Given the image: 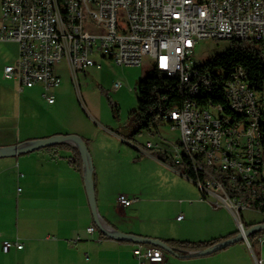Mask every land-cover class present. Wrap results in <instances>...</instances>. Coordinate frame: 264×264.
I'll use <instances>...</instances> for the list:
<instances>
[{"label": "built area", "instance_id": "2783aa9c", "mask_svg": "<svg viewBox=\"0 0 264 264\" xmlns=\"http://www.w3.org/2000/svg\"><path fill=\"white\" fill-rule=\"evenodd\" d=\"M231 40L259 44L264 51V0H0V43L18 48L15 64L4 68V75L16 80L20 90L41 86L49 104L54 97L48 93L62 83L56 73L62 61L73 76L89 68L100 70L103 59L119 67H140L146 61L151 69L177 78L185 98L163 123L179 131V138L168 146L146 147L166 151L175 165L187 161L200 201L212 209L227 208L244 233L241 213L249 211V202L239 201L237 195H218L219 169H228L235 185L264 186V152L258 151V139H264V130H258V122L264 121V99H257L264 85L260 91L253 89L240 67L228 74L205 69L204 62L195 59L200 42ZM120 87L118 82L113 86ZM218 91L228 112L211 101ZM194 92H203V102L189 104ZM202 103H210V111H202ZM197 162L218 167L217 183H207ZM137 200L117 197L123 210ZM261 208L258 212L264 216ZM87 231L93 233L94 225ZM259 243L264 245V237ZM22 247L4 241L2 251ZM133 255L149 264L172 256L151 245H136ZM254 264L262 260L255 258Z\"/></svg>", "mask_w": 264, "mask_h": 264}, {"label": "crops", "instance_id": "0c3cea01", "mask_svg": "<svg viewBox=\"0 0 264 264\" xmlns=\"http://www.w3.org/2000/svg\"><path fill=\"white\" fill-rule=\"evenodd\" d=\"M8 46L14 48V55L12 62L3 68L14 65L18 57L17 45ZM3 68L0 71V148L58 135L82 138L93 165L98 213L106 225L122 233L161 241L207 242L230 239L239 232L237 220L228 209L211 211L203 201H195L198 187L153 157L146 149L151 142L139 147L134 137L130 145L116 128L103 126L97 116L84 114L73 93L65 94L63 82L48 93L54 97V103L49 104L41 86L20 90L16 80L5 77ZM56 73L62 77L57 68ZM32 91L39 103L30 100ZM124 143L138 153L131 169L120 168L122 162L115 155ZM78 154L73 145L59 144L0 159V264H149L135 259L136 244L108 238L95 224L85 189L83 163L82 169L77 163ZM158 166L170 172L160 179L171 183L175 198L186 199L178 202L180 207L175 212L179 214L168 222H158L155 215L143 218L158 205V200L171 202L166 197L158 199ZM161 188L159 194L164 195L167 191ZM121 194L138 200L123 210L117 203ZM249 210L263 215L258 210ZM180 215L183 218L178 220ZM116 216L136 219L141 224L133 227L120 224ZM241 220L246 225L264 221L247 222L243 212ZM91 225L95 227L93 233L87 231ZM259 238L253 246L248 239V243L240 241L208 255L169 256L160 264H254L255 258L264 264V245H260ZM4 241H17L23 247L12 248L5 254Z\"/></svg>", "mask_w": 264, "mask_h": 264}, {"label": "rangeland", "instance_id": "374dc122", "mask_svg": "<svg viewBox=\"0 0 264 264\" xmlns=\"http://www.w3.org/2000/svg\"><path fill=\"white\" fill-rule=\"evenodd\" d=\"M8 45L10 44L0 43V71L4 65L12 62L13 59L14 48L9 47ZM227 47L228 44L225 41H221L218 44L213 41H202L198 44L195 50V59L197 62L203 63L211 55L220 53ZM99 63L102 66L100 70L89 68L85 72H78L76 76H73L67 68L65 61H62L57 66V71L62 76L61 81L63 82V90L65 88V94L69 96L73 93L84 114L88 116L91 114L97 116L100 120L99 122L103 124V126L116 128V132L127 138L125 135H127L128 132L124 131V126L127 122L129 113L137 107L139 81L150 74V65L145 61L140 67H119L111 61L103 59H99ZM117 82L121 84V87L114 90L113 86ZM32 92H34L31 93L32 98L30 99L28 93V99L36 100V93L35 91ZM81 99L85 102L84 105H82V102L80 101ZM36 102L39 103L38 100H36ZM111 104L117 106V116L112 112ZM117 126H119L120 129ZM135 137H137V142L135 143H137L139 147L146 142L168 146L169 142L173 143L179 138V131H172L169 125H161L158 134L152 135L147 131H142L140 135L138 134ZM126 140L129 141L130 145L133 144V139L130 140L127 138ZM115 155L119 157L122 162V165H119L120 168L123 166V168L131 169L135 160L134 158H136L138 153L133 147L124 143L120 151L116 149ZM121 173H124V169ZM165 175H170V172H167L158 166V199L166 197L167 200L171 202L165 203L158 200V205L153 206L151 212L144 214L143 218H147L146 216L149 215H155L158 217V222H161L162 220L171 221L173 219L175 220L176 216L179 214L177 213L176 215L175 208L180 207V204L178 203L180 200L186 199L183 197L175 198V189L171 188V183H169V181L164 182L160 179V177H164ZM160 188L165 189L167 192H165L164 195L159 194ZM195 190L197 192V200L195 201L200 202L202 194L199 188H195ZM207 207L212 211V208H210L208 204ZM220 209L227 210L225 207ZM243 213L247 222L264 219L263 215L253 210L243 211ZM116 219L118 223L126 224L130 227L141 224L139 220L136 219L132 220L130 218H122L119 216H116ZM236 229L239 231L238 227H236Z\"/></svg>", "mask_w": 264, "mask_h": 264}, {"label": "trees", "instance_id": "16d2710c", "mask_svg": "<svg viewBox=\"0 0 264 264\" xmlns=\"http://www.w3.org/2000/svg\"><path fill=\"white\" fill-rule=\"evenodd\" d=\"M221 41H216L219 43ZM228 47L220 52L211 55L203 63V68L214 70L223 69L230 74L234 68L240 67L246 74V78L250 86L260 91L264 85V51L263 48L256 43L241 40L225 41ZM139 95L137 97V107L133 109L127 118V122L124 126V131H127L126 136L130 140L142 131L155 135L159 133V127L164 125L163 120L168 113L172 110L182 106L185 96L182 94L177 78L168 77L167 75L151 69L150 74L139 81ZM199 104L203 102V92L198 96ZM212 103H220L227 105L223 96V93L218 91L211 96ZM210 103H202L207 106ZM112 112L115 116L118 115V108L116 105L111 104ZM84 141V140H83ZM85 142V141H84ZM149 153L157 158L164 165L176 170L181 175L188 179L195 180V174L190 168L187 161H184L180 165H175L171 156L160 149H148ZM78 166L82 169V161L78 154ZM75 161L73 164H77ZM214 174H218L216 171H211ZM226 174L219 173V180H224ZM217 177V176H216ZM232 195L234 193L230 191ZM253 204V203H252ZM254 206L257 204L254 203ZM264 212V205L261 208ZM264 224V221L263 223ZM251 224L246 225L243 222L245 230L261 225ZM239 232L234 235L237 236ZM264 235V231H258L249 235L248 239L252 246L257 242L258 238ZM227 239H214L207 242H190V241H163L170 247L176 250L178 256H184L188 252L204 251L207 250ZM183 254V255H182Z\"/></svg>", "mask_w": 264, "mask_h": 264}, {"label": "water", "instance_id": "95a60500", "mask_svg": "<svg viewBox=\"0 0 264 264\" xmlns=\"http://www.w3.org/2000/svg\"><path fill=\"white\" fill-rule=\"evenodd\" d=\"M59 144H70L77 148L79 154L81 156V160L83 163V173H84V182H85V189L88 197V202L90 206V210L92 213L93 220L99 230L108 238H111L116 241L133 243L136 245H151L157 247L164 251L165 253L176 256V257H197L212 254L218 252L232 244H235L240 241L246 240L250 234L256 233L258 231H264V224L253 226L244 231V233L239 232V234L233 238L227 239L207 250L204 251H196V252H188L184 256H178L175 249L170 247L165 242L158 240V239H151L145 238L135 235H130L126 233L119 232L112 228L109 225H106L104 221L101 219L96 203V194H95V186H94V179H93V165L90 157V153L86 143L83 141L82 138L69 135V136H53L47 139H41L37 141H30L18 145H13L6 148H0V159L1 158H11L17 157L24 154H28L37 150L50 148ZM103 223V224H102Z\"/></svg>", "mask_w": 264, "mask_h": 264}, {"label": "bare ground", "instance_id": "6f19581e", "mask_svg": "<svg viewBox=\"0 0 264 264\" xmlns=\"http://www.w3.org/2000/svg\"><path fill=\"white\" fill-rule=\"evenodd\" d=\"M200 92H194L189 97V104H199L198 96ZM257 99H264V92H257ZM202 111H210V105H202ZM258 130H264V121L258 122ZM258 151L264 152V139H258ZM197 169L202 170V176L207 177L208 184L217 183V177L211 171H217L218 167L216 166H207L205 162H197ZM219 173L222 175L226 174L224 180H219L218 195H232L230 191L237 195L239 201L249 202V209L258 210V207L264 205V186H250V185H235L230 181L228 177V169H219ZM258 195V196H256ZM257 203L256 206L253 204ZM103 224V223H102Z\"/></svg>", "mask_w": 264, "mask_h": 264}]
</instances>
